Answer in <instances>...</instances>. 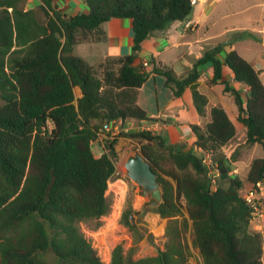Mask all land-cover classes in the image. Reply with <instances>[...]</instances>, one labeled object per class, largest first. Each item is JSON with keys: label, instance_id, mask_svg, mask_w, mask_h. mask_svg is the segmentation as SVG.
Here are the masks:
<instances>
[{"label": "trees", "instance_id": "16d2710c", "mask_svg": "<svg viewBox=\"0 0 264 264\" xmlns=\"http://www.w3.org/2000/svg\"><path fill=\"white\" fill-rule=\"evenodd\" d=\"M25 1L0 0V264H189V228L203 264H264L262 234L251 229L250 209L240 194L246 184L264 182V156L252 160L245 179L231 176L235 152L227 157L221 149L237 130L221 106L210 108L207 123L191 127L196 148L187 153L152 132L127 134L147 142L143 155L156 174L161 172L162 200L143 211L167 220L166 241L155 256L134 258L144 236L131 223V207L118 221L109 263L79 228L109 209L117 154L114 142L101 156L93 154L97 133L113 121H155L137 103L151 74L162 76L176 97L189 87L197 112L205 115L208 99L195 83L199 68L211 65L208 84H222L232 97L244 144L264 147L259 72L236 51L219 60L222 44L206 49L182 78L154 61L150 70L135 65L147 38L191 16L192 0H82L88 12L71 17L56 12L52 0H40L38 10H24ZM112 19L131 21L130 54L91 65L73 53L80 43L104 42L103 25ZM224 67L247 93L230 87ZM74 87L82 93L77 104ZM205 152L218 165L215 187L202 163ZM129 237L134 247L128 246Z\"/></svg>", "mask_w": 264, "mask_h": 264}, {"label": "crops", "instance_id": "0c3cea01", "mask_svg": "<svg viewBox=\"0 0 264 264\" xmlns=\"http://www.w3.org/2000/svg\"><path fill=\"white\" fill-rule=\"evenodd\" d=\"M204 1L201 0V2ZM40 4V0H26L23 8L24 10H38ZM52 5L56 12L65 17L88 12V8L82 0H52ZM50 14L52 13L50 12ZM207 16L206 7H203L197 11L194 10L187 19L194 23V27L191 30L186 31L184 29L185 21H176L165 30L154 32L142 43V50L135 61V65L144 64L150 70L152 68L150 62L154 61L158 66L172 68L174 75L182 78L187 76L193 64L206 49L218 44H222V49L216 57L222 62L230 51H236L243 57L234 43L226 41L218 42L215 35L207 33L210 25L207 21ZM257 29L256 32L264 37V25ZM103 30L106 33V40L104 42L80 43L74 47L73 53L91 65L100 64L108 57L124 56L131 53L132 25L129 19H112L103 25ZM250 51L251 49L249 48L247 52ZM243 58L247 60L245 57ZM249 63L259 72L260 78L264 83V52L253 58ZM212 72V67L209 64L199 68V78L195 83L197 90L208 99L205 115L197 112L189 87L185 88L181 96L176 97L173 91L165 85V79L162 76L151 74L139 90L137 103L155 121H139L134 119H128L123 123L113 121L110 123L112 131L104 132V142H110L109 140L113 139L112 135L119 132L121 134L140 132L142 125H149L152 127V134L160 135L168 144L177 146L187 153L195 147L194 143L196 141V136L191 127L207 123L209 121L210 108L221 106L231 122L236 126L237 134L235 137L241 134L244 144L245 131L236 121L238 112L232 97L227 93H223L222 84L214 86L207 84L208 80L212 77ZM224 80L229 83L230 87L239 90L242 95L247 93V90L242 85L233 80V74L227 67H224ZM73 94L74 102L77 104V101L82 97L80 88L74 87ZM262 149L264 153V147ZM221 150L229 157L235 149L233 150V144L230 143ZM106 151L107 149L104 148L101 155ZM117 155L121 157L120 153ZM263 156L264 154L255 158ZM252 160L251 158L247 163L240 162L239 160L232 162L231 169H236L237 171L235 177L245 179ZM247 185L249 184L245 186Z\"/></svg>", "mask_w": 264, "mask_h": 264}, {"label": "rangeland", "instance_id": "374dc122", "mask_svg": "<svg viewBox=\"0 0 264 264\" xmlns=\"http://www.w3.org/2000/svg\"><path fill=\"white\" fill-rule=\"evenodd\" d=\"M193 4V11L206 7L207 21L210 23L207 33L215 35L218 42L234 43L237 50L249 62L264 52V37L256 32L257 28L264 25V0H205L204 2L194 0ZM249 48L251 51L247 52ZM127 134L130 133L121 134L119 132L112 135L113 139L109 140L114 142V150L116 154L120 153L121 157L117 155L115 161L116 171L109 182L107 195L109 209L107 215L100 220H88L79 223L81 232L94 246L100 248L106 263L110 261L112 244L118 240V221L123 211L129 207L133 209L131 214L132 224L144 236V239L137 243L134 254L135 259L155 256L157 249H163L166 241L164 232L167 220L150 211L143 212L144 209L151 208L144 207L148 197L138 195L140 188L125 176L124 163L126 158L134 153H143L142 147L147 144L146 141L130 137ZM243 140L242 135L239 134L231 142L233 150L235 149L236 160L247 163L251 158L254 159L264 154L261 145L246 146L243 144ZM95 141L92 144V151L94 155L100 156L102 150L104 151V148H107L108 143L104 142V135ZM160 173L157 172V174ZM162 177L175 188L176 184L170 177L165 175ZM180 204L183 215L187 217L184 201L181 200ZM189 227H191L190 222ZM261 234L264 242V228ZM134 241L135 239L129 237L128 246L134 247ZM185 241L190 251L189 264H203L199 250L192 246L191 228L185 235ZM46 257L49 261H52L50 255ZM262 259L264 261V250Z\"/></svg>", "mask_w": 264, "mask_h": 264}, {"label": "built area", "instance_id": "2783aa9c", "mask_svg": "<svg viewBox=\"0 0 264 264\" xmlns=\"http://www.w3.org/2000/svg\"><path fill=\"white\" fill-rule=\"evenodd\" d=\"M194 27V23L191 21L184 22V29L191 30ZM49 129L52 128L51 123H48ZM152 127L149 125H142L140 132L148 131L151 132ZM112 128L110 124H104L102 128L97 133V138L103 136L104 132H111ZM100 137V138H101ZM202 163L207 169V176L211 181L212 187H215L216 178L219 175L218 165L213 162L210 152H205L202 158ZM231 176H235L236 169H231ZM240 194L245 202V204L250 209V227L252 230L261 232L264 228V182H257L255 184L244 186Z\"/></svg>", "mask_w": 264, "mask_h": 264}, {"label": "water", "instance_id": "95a60500", "mask_svg": "<svg viewBox=\"0 0 264 264\" xmlns=\"http://www.w3.org/2000/svg\"><path fill=\"white\" fill-rule=\"evenodd\" d=\"M125 176L137 185L140 190L138 195L148 197L144 207H156L162 200L161 186L157 174L152 170L150 162L143 153H134L127 157L124 163ZM132 223V216H130Z\"/></svg>", "mask_w": 264, "mask_h": 264}]
</instances>
